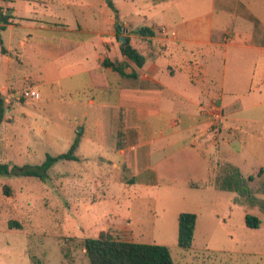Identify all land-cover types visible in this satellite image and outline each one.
<instances>
[{"label": "rangeland", "instance_id": "obj_1", "mask_svg": "<svg viewBox=\"0 0 264 264\" xmlns=\"http://www.w3.org/2000/svg\"><path fill=\"white\" fill-rule=\"evenodd\" d=\"M94 1L100 9L99 1ZM4 2L0 0L2 10ZM240 2L264 24V0ZM113 3L131 20L145 16L149 26L159 23L155 16L167 7L174 13L178 9L188 20L207 17L211 7L210 0H114ZM214 14L223 18L224 30L230 31L231 16L223 11ZM62 15L68 20L67 25L72 26L68 12L63 11ZM118 22L121 30L116 31L115 27L113 30L120 45L121 36L135 31H129L121 20L114 24ZM159 32L165 36L167 29ZM30 33L35 39L55 35L57 31L34 28ZM3 35L6 38L7 33ZM58 35L67 36V32L61 29ZM235 54H241L245 62L235 61L232 57ZM228 56L226 61L222 55L214 57L211 78L216 88L224 76L225 102L238 100L241 110L236 113L239 103L234 101L230 110L231 103L209 111L206 127L177 130L174 136L194 140L202 135L212 142L203 147L209 163L199 150L183 156L173 146L166 150V157H157L164 161L155 185L140 183L137 180L148 176L137 175L155 161L156 153L150 157L149 152L157 142L143 140L136 149L138 157L136 150H129L124 156V169H117L100 158L99 155L114 161L115 156L108 149L109 143L100 140L95 126L90 136L83 139L80 160H58L39 176L12 171V165L32 167L42 163L46 154L66 152L68 147L63 146L66 143L63 140L76 125L73 116L77 113L61 104L42 108L31 126V134L38 137L32 149L24 143L30 131L27 123L10 112L12 103L27 101L20 96L23 89L10 86L9 90H0L3 108L0 163L8 165L7 171L0 172V264H89L82 240L97 237L102 231H108L116 239L165 245L171 250L175 264H264V51L247 52L233 47ZM125 60L128 72L137 68L132 61ZM63 97L69 98L67 94ZM162 131L173 136L172 129ZM145 134L153 140L158 138L149 129ZM224 162L236 167L237 191L213 185ZM259 167L263 172H259ZM220 183L227 185L228 181ZM3 186L10 189V194L5 193ZM185 211L196 215L189 248L177 244V217ZM246 215L258 218L259 226H247ZM11 221L15 223L9 227Z\"/></svg>", "mask_w": 264, "mask_h": 264}, {"label": "crops", "instance_id": "obj_2", "mask_svg": "<svg viewBox=\"0 0 264 264\" xmlns=\"http://www.w3.org/2000/svg\"><path fill=\"white\" fill-rule=\"evenodd\" d=\"M4 1L5 8L0 10L10 13L12 18L8 24L0 22V90H9L8 87L12 86L17 90L28 89L36 93L26 98V102L12 103L10 106V112L18 114V119L27 123L30 130L24 143L32 148L38 141V137L31 134V126L42 108L52 103L61 104L77 113L73 116L76 125L63 140L67 144H62L69 148L77 140L75 155L78 159L73 161L83 158L79 150L83 139L90 136L93 126L98 130L100 140L109 143L108 149L119 161L115 158L110 161L99 155L100 158L117 169H124V156L129 150L135 151L143 140L157 142L149 152L150 157L153 152L156 153L155 161H151L150 166L137 175L148 176L137 180L144 185L156 184L164 161L157 160V157H166V150L173 146L183 156L188 151L199 150L209 163L203 147L211 144L210 140L202 135L194 140L174 135H177V130L206 127L210 119L206 115L209 111L238 101L225 102L224 76L221 84L215 88L214 79L211 78L215 56L222 55L226 61L233 47L247 49V52L264 51V24L241 0H220L219 4L210 0L207 17L204 15L189 20L181 16L178 9L174 13L167 7L155 16L159 23L151 26L146 24L145 16L138 21L129 19L115 7L114 0L111 2L115 10L109 9L106 0H96L100 9H97L94 0ZM63 11L70 15L72 26L67 25ZM217 11L231 16L230 31L224 30L226 23L223 26V18L214 14ZM120 20L128 26L129 31L142 26L153 31V35L135 32L121 36L127 38L129 44L144 56L143 65L136 66L134 70L135 77H123L102 65L105 57L124 60L113 30V27L116 31L121 30L119 22L114 24ZM34 28L57 31V34L33 39L30 32ZM162 28L167 29L165 36L159 32ZM61 29L67 32V36L58 35ZM126 32L127 29H124L123 33ZM4 33H7L6 38ZM61 46L64 50H61ZM232 57L235 61L245 62L241 54ZM127 68L125 72H128ZM63 94L69 98L65 99ZM238 103L240 109L236 113L241 110ZM79 125L82 127L77 130ZM146 129L154 135L156 133L158 138L153 140L146 136ZM162 129H172L173 136ZM21 142L18 141V144ZM60 153L63 151L51 156ZM135 154L138 157L137 150ZM206 168L209 174L208 164ZM259 169V172H263L264 168ZM211 174L214 180L215 174ZM216 182L213 183L214 187L217 186Z\"/></svg>", "mask_w": 264, "mask_h": 264}, {"label": "trees", "instance_id": "obj_3", "mask_svg": "<svg viewBox=\"0 0 264 264\" xmlns=\"http://www.w3.org/2000/svg\"><path fill=\"white\" fill-rule=\"evenodd\" d=\"M106 1L108 6L115 10L111 0ZM249 17L258 22L253 16L249 15ZM10 18H12L10 13L0 10V22L3 23V25L8 24ZM135 32L143 35H153V31L147 26L135 28ZM61 50H64L62 46ZM120 51L125 59L132 61L137 67L143 65L144 56L129 44L127 38L124 42L120 43ZM125 59L111 60L110 58L105 57L102 61V65L110 67L123 77H135V71L125 72L124 69L127 65ZM233 103L234 102H232L230 106L228 105L229 110L232 108L231 106L234 105ZM239 109L240 106H237L236 110L238 111ZM2 113L3 108L0 107V123L2 121ZM77 144V140H74L66 152L60 153L56 156L47 154L44 161L40 164H36L32 167L28 165H12L11 169L12 171L19 172L23 175L39 176L41 175L40 173L46 172L52 164L58 160H77L78 158L74 153ZM7 170L8 165L0 163V172ZM236 178H239L236 172V167L232 163L224 162L222 167L219 168L218 183L216 182V184L221 189L237 191L238 183H236ZM225 179L228 181L227 185L220 183L221 180ZM3 189L5 193L10 194L9 188L3 186ZM14 223L11 221L9 227L14 226ZM245 223L249 227H258L260 220L254 216L246 215ZM195 224V213L185 211L178 214L177 244L179 247L189 248L191 246ZM16 226H18L17 223ZM82 246L84 247L89 264H175L171 256V250L165 245L116 239L108 231L100 232L97 237L84 238L82 240Z\"/></svg>", "mask_w": 264, "mask_h": 264}, {"label": "built area", "instance_id": "obj_4", "mask_svg": "<svg viewBox=\"0 0 264 264\" xmlns=\"http://www.w3.org/2000/svg\"><path fill=\"white\" fill-rule=\"evenodd\" d=\"M35 95H36L35 91L26 89V90H23L21 92L20 96L23 98H29V97H33Z\"/></svg>", "mask_w": 264, "mask_h": 264}, {"label": "water", "instance_id": "obj_5", "mask_svg": "<svg viewBox=\"0 0 264 264\" xmlns=\"http://www.w3.org/2000/svg\"><path fill=\"white\" fill-rule=\"evenodd\" d=\"M120 39H121V41H122V42H124V41H125V39H124L123 37H121Z\"/></svg>", "mask_w": 264, "mask_h": 264}]
</instances>
